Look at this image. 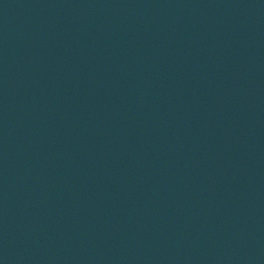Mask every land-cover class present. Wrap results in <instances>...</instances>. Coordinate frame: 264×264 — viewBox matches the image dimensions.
Returning a JSON list of instances; mask_svg holds the SVG:
<instances>
[{"label":"water","instance_id":"water-1","mask_svg":"<svg viewBox=\"0 0 264 264\" xmlns=\"http://www.w3.org/2000/svg\"><path fill=\"white\" fill-rule=\"evenodd\" d=\"M0 264H264V0H0Z\"/></svg>","mask_w":264,"mask_h":264}]
</instances>
